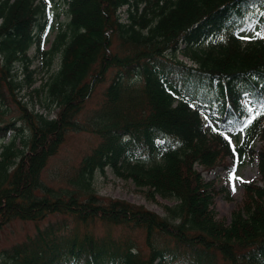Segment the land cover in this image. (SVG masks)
<instances>
[{
    "label": "trees",
    "instance_id": "obj_1",
    "mask_svg": "<svg viewBox=\"0 0 264 264\" xmlns=\"http://www.w3.org/2000/svg\"><path fill=\"white\" fill-rule=\"evenodd\" d=\"M61 1L68 21L48 52L60 62L40 86L44 113L15 94L16 69L31 78L42 0H0V103L12 102L25 127L1 112L0 140L13 135L0 146V229L13 219L61 216L2 249L0 264H264V40L240 39L253 24L264 36V0ZM108 73L102 99L85 110ZM202 114L216 121L213 131ZM81 131L98 143L64 184L46 183L49 160L68 132ZM239 133L237 145L225 138ZM257 137L260 184L243 183L225 223L212 208L215 183L202 173L229 166L226 159L241 164ZM106 167L152 200L175 204L161 217L102 198L93 179ZM96 222L126 231L99 235Z\"/></svg>",
    "mask_w": 264,
    "mask_h": 264
},
{
    "label": "rangeland",
    "instance_id": "obj_2",
    "mask_svg": "<svg viewBox=\"0 0 264 264\" xmlns=\"http://www.w3.org/2000/svg\"><path fill=\"white\" fill-rule=\"evenodd\" d=\"M42 13L40 21L43 23V29L38 33L39 48L37 43L33 44L28 50V55L31 57V64L29 69L31 71L30 81L25 80L23 70L16 69L17 81L22 82L21 87L15 90L17 99L21 102H26L29 109L34 111L44 112L43 108L45 95L40 89V86L47 81L48 78L58 69L60 62V53L55 52L49 54L53 47V43L57 34L64 28L68 21L66 13V5L61 0H42ZM129 6H123L119 9V14L122 20L127 19V10ZM139 12V11H138ZM38 32V30H36ZM258 32L255 26H251L244 30L241 34L243 41H249L258 37ZM183 47V45L181 46ZM51 57L50 66L45 65V61ZM177 58L187 63L191 61L182 53L177 54ZM112 74L108 73L105 78V83L99 85L97 91L85 106V110L92 107L102 99L100 91L109 83ZM30 82V83H29ZM3 111L5 119L13 118L17 125L24 127L22 121L18 118V113L12 102L3 107L0 103V114ZM58 112L54 108L47 116L54 117ZM212 122H205L207 131L210 130ZM25 128V127H24ZM27 134V130H24ZM13 133L0 140V146L8 143ZM232 144L241 141V135L238 139L227 137ZM98 143L97 136L88 132H68L66 140L59 147L57 153L49 160L46 168L43 171V179L46 183L54 186L64 184L65 177L70 175L79 165L82 158L90 152V150ZM16 144H21L20 136L16 139ZM260 142L254 143V150H257ZM230 164V159L225 160V165ZM235 165V164H234ZM202 176L206 180H213L215 183V190L218 193L214 196L212 208L217 219L224 220L225 223L230 221L232 211L241 202L243 196L242 183L257 181L259 182V174L256 167V158L252 159L246 157L241 165H235L232 168L226 166H219L212 172H203ZM232 177H235L233 179ZM260 183V182H259ZM93 187L97 195L105 199H118L126 202L142 206L150 211L157 213L161 217H165L167 212L165 205H174L176 201L173 199H162L156 197L152 200L145 192V188L138 187L130 178H125L110 167H106L103 171H97L94 174ZM222 189V190H221ZM61 216H48L40 221H28L13 219L8 224L0 229V251L11 246L14 243L24 240L27 236L34 234L37 226H44L48 221H56ZM113 235L124 233L126 230L118 227L108 226L101 222H96L94 230L97 234L102 235L107 230ZM139 235V232H135Z\"/></svg>",
    "mask_w": 264,
    "mask_h": 264
},
{
    "label": "snow or ice",
    "instance_id": "obj_3",
    "mask_svg": "<svg viewBox=\"0 0 264 264\" xmlns=\"http://www.w3.org/2000/svg\"><path fill=\"white\" fill-rule=\"evenodd\" d=\"M233 179H235V177H232Z\"/></svg>",
    "mask_w": 264,
    "mask_h": 264
}]
</instances>
